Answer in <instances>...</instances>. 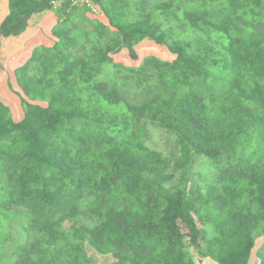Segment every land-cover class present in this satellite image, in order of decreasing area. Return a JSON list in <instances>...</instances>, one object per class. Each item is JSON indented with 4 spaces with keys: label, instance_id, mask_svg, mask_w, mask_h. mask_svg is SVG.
I'll list each match as a JSON object with an SVG mask.
<instances>
[{
    "label": "trees",
    "instance_id": "16d2710c",
    "mask_svg": "<svg viewBox=\"0 0 264 264\" xmlns=\"http://www.w3.org/2000/svg\"><path fill=\"white\" fill-rule=\"evenodd\" d=\"M59 1L8 0L0 39ZM95 3L108 26L72 29L65 2L54 46L14 71L20 122L0 100V264H94L87 247L110 264H248L264 238V0ZM144 39L175 59L114 63Z\"/></svg>",
    "mask_w": 264,
    "mask_h": 264
},
{
    "label": "rangeland",
    "instance_id": "374dc122",
    "mask_svg": "<svg viewBox=\"0 0 264 264\" xmlns=\"http://www.w3.org/2000/svg\"><path fill=\"white\" fill-rule=\"evenodd\" d=\"M65 2H69L72 7H77L80 9L81 14L78 16V19L75 24H73L72 29H77L78 31L84 30L86 32L97 31L101 25L108 26L109 22L99 7L94 6H85V5H72L70 0H60L57 4H55L54 9L52 11H47L48 13L43 17V27L44 32L41 36V41L39 43L42 46H50L53 47L56 39L51 34V29L54 28L57 23L62 19L59 13L62 5ZM45 13V12H44ZM43 14V13H42ZM42 14H38L39 16ZM135 54L137 56L136 59H133L131 52L128 49H121L116 54L112 55L115 64H121L129 69H136L141 66V64L149 57H156L163 61H173L175 56L169 51L167 46L158 45L151 39H144L140 42L134 49ZM0 68L1 70H5V61L3 60L2 55L0 54ZM15 80V79H14ZM12 85V84H11ZM10 88L11 92H14L18 95L19 91H15ZM18 90V87H16ZM19 96V95H18ZM15 112V119H18L19 116L24 113L23 106L20 103ZM19 116H18V115ZM17 115V116H16ZM202 163L199 161L196 166V172L198 174L207 173L208 178H211L214 174V169L212 167L202 168ZM205 171V172H204ZM89 219L87 217H82L80 219V224H88ZM88 251L91 252L92 258L94 260V264H110L113 262V258L111 256H101L94 252L90 247H87Z\"/></svg>",
    "mask_w": 264,
    "mask_h": 264
},
{
    "label": "crops",
    "instance_id": "0c3cea01",
    "mask_svg": "<svg viewBox=\"0 0 264 264\" xmlns=\"http://www.w3.org/2000/svg\"><path fill=\"white\" fill-rule=\"evenodd\" d=\"M8 13V0H0V25ZM47 13L48 12H45L40 16H32L29 20L27 30L22 35L0 39V54L5 61V70H1L0 68V100L10 108L12 117L16 122H20L23 119L24 113H22L21 116L17 114L19 118L15 119L14 109L21 103V99L16 93L10 91V84H12L15 91L20 92L16 80H14V71L29 60L34 49L42 46L39 42L45 30L43 27V17ZM45 46L50 47L47 45ZM16 87H18V90ZM263 245L264 238L261 237L255 243L248 264H256L257 254ZM191 255L195 264H218L210 257H200L195 251H192Z\"/></svg>",
    "mask_w": 264,
    "mask_h": 264
},
{
    "label": "built area",
    "instance_id": "2783aa9c",
    "mask_svg": "<svg viewBox=\"0 0 264 264\" xmlns=\"http://www.w3.org/2000/svg\"><path fill=\"white\" fill-rule=\"evenodd\" d=\"M72 5H85V6H94L95 5V0H70Z\"/></svg>",
    "mask_w": 264,
    "mask_h": 264
}]
</instances>
